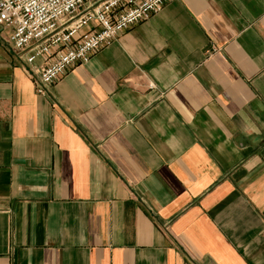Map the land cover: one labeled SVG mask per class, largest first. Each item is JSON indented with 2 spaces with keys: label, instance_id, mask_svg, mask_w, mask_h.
<instances>
[{
  "label": "crops",
  "instance_id": "crops-1",
  "mask_svg": "<svg viewBox=\"0 0 264 264\" xmlns=\"http://www.w3.org/2000/svg\"><path fill=\"white\" fill-rule=\"evenodd\" d=\"M9 37L0 264H264V0H170L43 96Z\"/></svg>",
  "mask_w": 264,
  "mask_h": 264
},
{
  "label": "built area",
  "instance_id": "built-area-1",
  "mask_svg": "<svg viewBox=\"0 0 264 264\" xmlns=\"http://www.w3.org/2000/svg\"><path fill=\"white\" fill-rule=\"evenodd\" d=\"M170 0H0V28L38 95ZM36 60L40 61L36 65Z\"/></svg>",
  "mask_w": 264,
  "mask_h": 264
}]
</instances>
